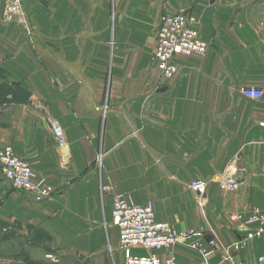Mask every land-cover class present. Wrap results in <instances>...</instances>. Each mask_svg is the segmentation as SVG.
<instances>
[{"label": "crops", "instance_id": "crops-1", "mask_svg": "<svg viewBox=\"0 0 264 264\" xmlns=\"http://www.w3.org/2000/svg\"><path fill=\"white\" fill-rule=\"evenodd\" d=\"M5 2L0 145H12L53 190L39 200L12 186L0 168V221L39 233L29 241L38 248L29 263L21 243L10 260L128 264L130 255L146 254L121 247L113 220L121 195L131 204L153 203L156 218L177 231L196 230L159 250L161 257L225 264L229 253L235 263L256 264L264 237L235 249L241 231L227 216V224L202 233L188 185L209 181L213 216L233 205L243 218L264 214V0H24L31 32L5 18ZM179 12L196 15L209 49L176 56L177 73L163 78L154 60L160 18ZM12 88L29 100L3 102ZM245 88L263 96L247 97ZM233 162L238 189L219 193ZM211 240L218 248L206 255Z\"/></svg>", "mask_w": 264, "mask_h": 264}, {"label": "built area", "instance_id": "built-area-1", "mask_svg": "<svg viewBox=\"0 0 264 264\" xmlns=\"http://www.w3.org/2000/svg\"><path fill=\"white\" fill-rule=\"evenodd\" d=\"M4 16L8 20H17L25 30L31 32L28 12L24 6V0H6ZM209 43L202 37L198 27V18L192 12H179L163 14L157 31L154 60L161 71L163 78H171L178 71L175 61L176 56H191L206 54ZM243 94L247 97L260 99L263 90L258 88H245ZM54 133L58 139H62L61 127L54 123ZM234 157V162L239 160ZM232 163L225 174L219 179L221 190L228 194L238 189L239 182L236 165ZM0 168L4 178L15 188L34 195L43 200L52 194V187L34 172L28 160L19 156L10 144L0 145ZM209 181L195 179L188 187L203 206L208 194ZM107 189V187H105ZM233 220L238 223L240 238L235 249L246 246L254 237H264V214L256 212L247 220L242 221L239 215H234ZM113 220L119 229L120 244L123 249L140 247L146 249V254H132L128 257V264H184L172 256L161 257L159 250L169 248L179 239H188L190 231H177L168 221L158 220L153 203L131 204L121 195H116L113 205ZM248 225H254V230H249ZM212 239V238H211ZM211 249L205 250L206 255L212 254L218 245L214 240L210 241ZM225 264L235 263L231 254L225 256ZM256 264H264V253L261 254Z\"/></svg>", "mask_w": 264, "mask_h": 264}, {"label": "rangeland", "instance_id": "rangeland-1", "mask_svg": "<svg viewBox=\"0 0 264 264\" xmlns=\"http://www.w3.org/2000/svg\"><path fill=\"white\" fill-rule=\"evenodd\" d=\"M216 186L219 190V193L226 194L224 193L223 190H221L220 184H217ZM209 188H210V185L208 186V192H209ZM196 200H197V208H198L197 210L198 218L202 222L201 224H199L202 230L201 231L202 233L212 230L211 226L214 227L216 224H219V223L227 224V221L225 220L226 216H227L226 219L228 221H235L236 224H238L237 221L232 219L234 215H237V216L239 215L242 221H245L248 219L247 217H246L247 219L243 218L242 213L237 210L238 208H235L236 207L235 205L231 206L227 210H223L220 215H218L219 214L218 213L213 216L212 214H210V212H208L209 207L211 206V203H212V200L211 199L209 200L208 194H207V198L203 206H201L198 203L197 196H196ZM7 229L10 230L11 232H9L8 234H5V231ZM7 229L0 228V264H15L10 259L15 258L16 257L15 255L20 252L19 243L22 244L21 245L22 246L21 248L22 256L26 257L27 260L25 262L29 263L30 257L32 258V256H34L38 251V248L36 246L30 247L29 245L30 240L39 241V236H38L39 233L37 234V228L27 227L26 229H21V227L15 226L14 224H10V227H8ZM189 230L192 233V235L196 233V230L195 231H193V229H189ZM42 235L46 236V233L43 232ZM49 236H50L49 240L47 239L45 240V242L52 241L51 235ZM44 239L45 237L43 239L41 238L40 242ZM15 246H18V248H15ZM8 261L11 263H6Z\"/></svg>", "mask_w": 264, "mask_h": 264}, {"label": "trees", "instance_id": "trees-1", "mask_svg": "<svg viewBox=\"0 0 264 264\" xmlns=\"http://www.w3.org/2000/svg\"><path fill=\"white\" fill-rule=\"evenodd\" d=\"M2 92H0V96ZM10 93L12 94V98L4 100L3 102H7V101H12V102H27L29 100V94L24 91L21 88H12L10 89ZM10 227L9 223L6 222H0V228L4 229V228H8ZM9 232H11L10 230H6L5 234H8Z\"/></svg>", "mask_w": 264, "mask_h": 264}, {"label": "bare ground", "instance_id": "bare-ground-1", "mask_svg": "<svg viewBox=\"0 0 264 264\" xmlns=\"http://www.w3.org/2000/svg\"><path fill=\"white\" fill-rule=\"evenodd\" d=\"M236 171V168H233V172Z\"/></svg>", "mask_w": 264, "mask_h": 264}, {"label": "water", "instance_id": "water-1", "mask_svg": "<svg viewBox=\"0 0 264 264\" xmlns=\"http://www.w3.org/2000/svg\"><path fill=\"white\" fill-rule=\"evenodd\" d=\"M67 151H68V150L66 149L65 153H67ZM208 238H210V237H208Z\"/></svg>", "mask_w": 264, "mask_h": 264}]
</instances>
